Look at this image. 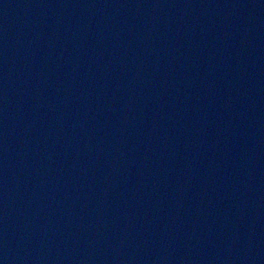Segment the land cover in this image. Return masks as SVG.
<instances>
[{
	"label": "water",
	"instance_id": "1",
	"mask_svg": "<svg viewBox=\"0 0 264 264\" xmlns=\"http://www.w3.org/2000/svg\"><path fill=\"white\" fill-rule=\"evenodd\" d=\"M0 264H264V0H0Z\"/></svg>",
	"mask_w": 264,
	"mask_h": 264
}]
</instances>
